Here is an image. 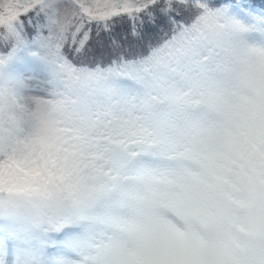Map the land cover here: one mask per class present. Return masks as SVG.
Instances as JSON below:
<instances>
[{
  "label": "snow or ice",
  "instance_id": "obj_1",
  "mask_svg": "<svg viewBox=\"0 0 264 264\" xmlns=\"http://www.w3.org/2000/svg\"><path fill=\"white\" fill-rule=\"evenodd\" d=\"M0 264H264V0H0Z\"/></svg>",
  "mask_w": 264,
  "mask_h": 264
},
{
  "label": "trees",
  "instance_id": "obj_2",
  "mask_svg": "<svg viewBox=\"0 0 264 264\" xmlns=\"http://www.w3.org/2000/svg\"><path fill=\"white\" fill-rule=\"evenodd\" d=\"M128 28V22L126 20L121 21L118 25H117V35H123L126 34Z\"/></svg>",
  "mask_w": 264,
  "mask_h": 264
}]
</instances>
